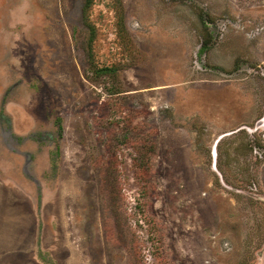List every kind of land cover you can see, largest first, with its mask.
<instances>
[{
    "label": "rangeland",
    "instance_id": "374dc122",
    "mask_svg": "<svg viewBox=\"0 0 264 264\" xmlns=\"http://www.w3.org/2000/svg\"><path fill=\"white\" fill-rule=\"evenodd\" d=\"M83 6L0 0V264H264V0Z\"/></svg>",
    "mask_w": 264,
    "mask_h": 264
},
{
    "label": "trees",
    "instance_id": "16d2710c",
    "mask_svg": "<svg viewBox=\"0 0 264 264\" xmlns=\"http://www.w3.org/2000/svg\"><path fill=\"white\" fill-rule=\"evenodd\" d=\"M93 0H84V6H83V13L84 15H86L87 10L90 8L91 4H92ZM102 72H110L111 68L106 67V68H102L101 70Z\"/></svg>",
    "mask_w": 264,
    "mask_h": 264
},
{
    "label": "crops",
    "instance_id": "0c3cea01",
    "mask_svg": "<svg viewBox=\"0 0 264 264\" xmlns=\"http://www.w3.org/2000/svg\"><path fill=\"white\" fill-rule=\"evenodd\" d=\"M0 194H2V179H1V175H0Z\"/></svg>",
    "mask_w": 264,
    "mask_h": 264
}]
</instances>
